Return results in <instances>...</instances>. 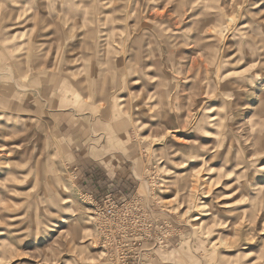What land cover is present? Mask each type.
I'll use <instances>...</instances> for the list:
<instances>
[{
	"label": "rangeland",
	"instance_id": "374dc122",
	"mask_svg": "<svg viewBox=\"0 0 264 264\" xmlns=\"http://www.w3.org/2000/svg\"><path fill=\"white\" fill-rule=\"evenodd\" d=\"M52 6L54 163L0 148V264H264V0Z\"/></svg>",
	"mask_w": 264,
	"mask_h": 264
},
{
	"label": "crops",
	"instance_id": "0c3cea01",
	"mask_svg": "<svg viewBox=\"0 0 264 264\" xmlns=\"http://www.w3.org/2000/svg\"><path fill=\"white\" fill-rule=\"evenodd\" d=\"M53 2L54 0H0V148L6 149L8 154L14 153L13 149L26 148L31 151L30 155L33 153L35 163L50 165V168L54 163L53 140L51 141L54 131L48 127L50 119L46 108L52 101L53 68L60 65L63 53L68 52L63 37L72 29L62 24L69 14H54ZM55 2L62 4L63 0ZM77 15V19L81 21L90 18L92 23L100 21L97 14L91 16L90 12H80ZM88 31L92 32L91 29ZM16 121L20 126L10 124ZM22 132H27L29 137L34 138L24 142ZM47 141L51 143H46ZM47 151L48 154L43 155ZM14 162L24 165L30 162V156L28 159H15ZM8 224H12L8 226L14 229L11 232L16 249L18 245L32 246L39 241L33 224L27 223L26 229L30 232L28 235L17 230L20 229L19 223ZM4 232L0 231L3 234L0 236L2 240ZM67 239L62 237L61 242L68 243ZM83 256L84 254L78 253L77 258L83 261Z\"/></svg>",
	"mask_w": 264,
	"mask_h": 264
},
{
	"label": "bare ground",
	"instance_id": "6f19581e",
	"mask_svg": "<svg viewBox=\"0 0 264 264\" xmlns=\"http://www.w3.org/2000/svg\"><path fill=\"white\" fill-rule=\"evenodd\" d=\"M27 90V89H26Z\"/></svg>",
	"mask_w": 264,
	"mask_h": 264
}]
</instances>
